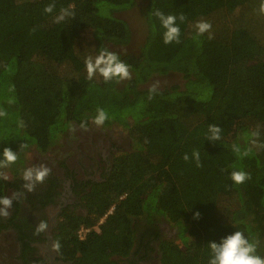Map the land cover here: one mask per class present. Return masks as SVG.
Masks as SVG:
<instances>
[{
  "label": "trees",
  "instance_id": "obj_1",
  "mask_svg": "<svg viewBox=\"0 0 264 264\" xmlns=\"http://www.w3.org/2000/svg\"><path fill=\"white\" fill-rule=\"evenodd\" d=\"M52 2L0 0V110L6 112L0 154L5 147L18 154L9 170L23 180L25 152L62 145L76 123L93 121L98 107L108 114L104 127L126 128L135 143L109 181L86 196L88 216L64 217L57 237L63 259L114 264L113 257L130 254L134 224L145 219L178 230L175 242L162 245L163 264H208L209 243L235 231L264 257L262 0H54L53 13H45ZM69 6L73 42L67 48L28 61L5 47ZM156 11L177 17L179 43H164ZM131 14L138 15L143 37L135 49ZM201 20L212 28L197 36ZM102 46L130 66L131 79H87L84 60ZM173 74L183 83L158 88L149 99L147 84ZM209 124L221 128L219 140H208ZM21 144L27 148L21 151ZM233 171L251 178L236 184ZM10 186L0 178V197Z\"/></svg>",
  "mask_w": 264,
  "mask_h": 264
},
{
  "label": "flooded vegetation",
  "instance_id": "obj_2",
  "mask_svg": "<svg viewBox=\"0 0 264 264\" xmlns=\"http://www.w3.org/2000/svg\"><path fill=\"white\" fill-rule=\"evenodd\" d=\"M87 129L73 126L65 134L61 146H53L46 153L31 148L25 154L31 157L27 167L46 164L51 174L33 192L23 189V180L7 173L10 187L6 196L14 192L24 195L13 202L8 217H0V264H77L65 260L52 244L61 234L65 216L87 217L85 198L93 189L111 178L120 156L132 151L135 143L126 128L88 122ZM114 210V209H112ZM111 210V212H112ZM49 228L35 235L39 221ZM133 248L127 256H116L114 264H163L162 245L175 242L178 230L167 221L140 220ZM83 237L86 231L80 232Z\"/></svg>",
  "mask_w": 264,
  "mask_h": 264
},
{
  "label": "clouds",
  "instance_id": "obj_3",
  "mask_svg": "<svg viewBox=\"0 0 264 264\" xmlns=\"http://www.w3.org/2000/svg\"><path fill=\"white\" fill-rule=\"evenodd\" d=\"M56 5L54 0L44 7V12L47 14L53 13ZM68 8H61L59 14L55 17L54 22L60 23L67 17L73 16L74 13ZM259 12L264 14V0L259 6ZM155 16L159 19L161 26L165 30L163 32V41L165 44H170L173 41L179 43L180 28L177 25V17L174 15H165L163 12L156 11ZM180 22H184L185 17H179ZM197 36L209 32L212 25L204 20L198 21L195 25ZM84 64L87 72V79L92 80L99 75L103 78L105 83L116 80L118 83L124 80L131 79L130 66L123 62L117 53L111 51L106 47H101L95 56L89 55L85 58ZM159 82H155L149 89V99L157 93ZM6 115V112L0 110V117ZM108 119V114L103 108L96 109V116L93 118V123L100 127ZM23 127V122H20ZM81 128L87 129L86 123H81ZM221 128L216 124H209L208 126V140L213 142L221 138ZM26 144H21V151L26 149ZM234 151L239 152L238 148L234 147ZM247 155V153H244ZM192 156L195 158L197 166H200L199 151L194 150ZM18 159V154L10 147L3 148L0 154V178L8 179L6 169L14 164ZM185 161L189 160L188 154L183 156ZM51 168L46 164L34 165L23 170V189L27 192H33L38 184H43L46 178L51 174ZM250 175L244 171H233L231 179L236 184H242L245 180L250 179ZM24 195L23 192H14L11 197H0V217H8L14 201H18ZM194 218L199 219L200 213L196 212ZM49 228L47 221L41 220L35 228V235L45 232ZM53 250L60 248L59 241H54L52 244ZM210 249V259L208 264H264V257L257 254V244L251 242L243 232L235 231L233 234L223 238L219 243L210 242L208 245Z\"/></svg>",
  "mask_w": 264,
  "mask_h": 264
},
{
  "label": "rangeland",
  "instance_id": "obj_4",
  "mask_svg": "<svg viewBox=\"0 0 264 264\" xmlns=\"http://www.w3.org/2000/svg\"><path fill=\"white\" fill-rule=\"evenodd\" d=\"M58 15V14H57ZM56 15V16H57ZM52 19V23L54 28H57L58 30H54L53 32L48 31V34L43 33H36L32 35L35 31L38 30V28L29 29L27 31L22 32V35L15 37V40L9 41L5 43V47L15 50V55L28 61L36 60L37 58L43 57L51 52L67 48L70 46L73 42V36L71 33V26H70V19L67 17L64 21L60 23H55V17ZM129 17V21L132 25V29L134 30V42L132 43V46H134V49L137 46V42L143 39L141 35V24L138 23V15L137 14H131ZM140 39V40H139ZM129 47V50H134L133 47ZM159 82V88L172 86L173 84H182L183 79L181 75L173 74L170 76H157L153 78L148 84L147 87H151L155 82ZM93 122V121H91ZM57 146H61L60 144H57ZM29 151V150H28ZM27 152H25L26 154ZM25 158V155H24ZM31 157L27 156L25 158V165L27 168V164H29ZM6 173L9 172V168L5 170ZM8 175V174H7Z\"/></svg>",
  "mask_w": 264,
  "mask_h": 264
},
{
  "label": "crops",
  "instance_id": "obj_5",
  "mask_svg": "<svg viewBox=\"0 0 264 264\" xmlns=\"http://www.w3.org/2000/svg\"><path fill=\"white\" fill-rule=\"evenodd\" d=\"M52 26H53L52 20H49L47 22H44V23H42V24H40V25H38L36 27L31 28V29L38 28V30L35 31L34 33H32V35H34L36 33H39V34L40 33H43V34H46L47 35L48 34V31L53 32L54 30H58L57 28H54ZM20 35H22V33L19 34V35H17V36H20Z\"/></svg>",
  "mask_w": 264,
  "mask_h": 264
},
{
  "label": "built area",
  "instance_id": "obj_6",
  "mask_svg": "<svg viewBox=\"0 0 264 264\" xmlns=\"http://www.w3.org/2000/svg\"><path fill=\"white\" fill-rule=\"evenodd\" d=\"M87 232V231H86ZM86 235V234H85Z\"/></svg>",
  "mask_w": 264,
  "mask_h": 264
}]
</instances>
